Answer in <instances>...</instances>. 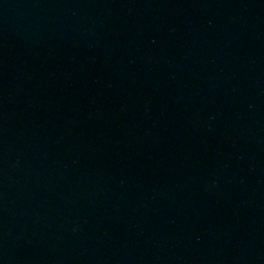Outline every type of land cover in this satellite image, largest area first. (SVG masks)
<instances>
[{
    "label": "water",
    "instance_id": "1",
    "mask_svg": "<svg viewBox=\"0 0 264 264\" xmlns=\"http://www.w3.org/2000/svg\"><path fill=\"white\" fill-rule=\"evenodd\" d=\"M0 264H264V0H0Z\"/></svg>",
    "mask_w": 264,
    "mask_h": 264
}]
</instances>
